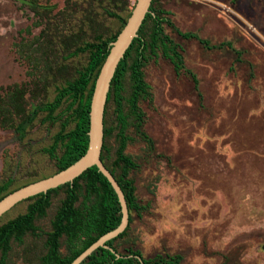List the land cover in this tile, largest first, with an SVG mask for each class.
<instances>
[{
	"label": "rangeland",
	"instance_id": "obj_1",
	"mask_svg": "<svg viewBox=\"0 0 264 264\" xmlns=\"http://www.w3.org/2000/svg\"><path fill=\"white\" fill-rule=\"evenodd\" d=\"M135 2L0 0V186L10 179L9 190H15L55 174V161L43 150L60 122L45 123L39 114L23 136L16 126L86 65L87 53L71 55L76 48L120 30L108 12L127 18ZM154 7L168 12L180 32L212 45L230 42L231 48L208 50L164 26L180 47L184 67L196 75L202 101L190 77L176 72L160 49L147 55L142 71L152 100L138 106L153 151L133 128L126 76L125 153L138 166L129 177L139 203L148 208L132 214L121 244H133L145 258L179 254L181 264H264V0H155ZM151 26L147 21L146 38ZM234 50L242 53L239 59ZM114 109L109 103V164L117 148ZM63 197V191L51 195L46 216L35 223L37 235L13 242L7 264H40ZM27 205L16 204L0 225ZM60 252H68L63 240Z\"/></svg>",
	"mask_w": 264,
	"mask_h": 264
},
{
	"label": "trees",
	"instance_id": "obj_2",
	"mask_svg": "<svg viewBox=\"0 0 264 264\" xmlns=\"http://www.w3.org/2000/svg\"><path fill=\"white\" fill-rule=\"evenodd\" d=\"M154 3L155 0H152L149 7L150 12L143 20L138 30V36L133 39L116 68L110 83L103 117V145L100 159L123 192L129 214L128 225L120 235L106 242L105 245L110 247L113 252L106 248H98L81 264H181L183 259L179 254L155 255L145 258L133 244H121V241L127 236L129 225L132 222V214L139 216L148 208V205L143 206L139 203L135 195L134 182L129 177L130 171L137 169L138 166L125 153L130 138L126 135L129 126L128 116L123 113L122 106V102L125 101L122 95L124 81L128 75L131 89L127 104L129 115L134 119L135 133L146 143L148 149L153 151L154 142L143 131L145 115L138 106L141 100H152L150 87L145 82L142 71L147 55L154 54L157 49H160L162 55L172 62L176 72L184 70L190 77L198 99L202 101L196 75L184 67L180 47L165 34L164 26L169 27L185 40H197L208 50L222 49L224 46L231 48V43L222 42L212 45L208 40L199 38L195 33L180 32L168 18L169 13L154 7ZM108 14L119 21L120 30L109 38L98 37L94 41L85 42L83 46L76 48L71 55L87 53L86 65L77 72L73 80L57 89L51 101L35 105L16 126V131L23 136L39 114H44L42 121L45 123L60 122V130L54 135L51 145L43 150L55 161V173L76 162L87 150L90 103L95 80L109 52L110 44L115 41L131 13L127 18H122L114 12H108ZM147 21L152 24L148 38L143 34ZM234 53L237 59L242 55L238 50H234ZM250 68H252L251 65ZM111 102L115 105L114 113L118 129L115 158L109 164V150L106 142L113 129L107 127L106 113L107 106ZM64 104H66L65 107H63ZM71 123L73 126L69 129ZM11 185L12 180L9 179L0 186V200L17 190H9ZM58 191H63L64 197L51 220V229L45 235V253L40 258V264H70L98 238L114 230L120 224L121 213L117 195L107 179L96 166H93L74 179L72 183L24 200L28 202L25 212L0 225V264H7L13 242L22 243L26 235H37L38 228L35 223L38 219L46 216L51 205V195ZM62 240L68 251L66 255H62L60 252Z\"/></svg>",
	"mask_w": 264,
	"mask_h": 264
},
{
	"label": "water",
	"instance_id": "obj_3",
	"mask_svg": "<svg viewBox=\"0 0 264 264\" xmlns=\"http://www.w3.org/2000/svg\"><path fill=\"white\" fill-rule=\"evenodd\" d=\"M151 1L152 0H136L124 27L117 35L115 41L110 44L109 52L95 80L91 97L88 147L86 152L76 162L64 170L59 171L50 177L25 185L9 193L0 200L1 217L16 204L38 194L46 193L47 191L58 188L64 184L72 183L74 179L79 177L83 172L96 166L98 171L110 183L117 195L120 205L121 221L117 228L98 238L70 264H81L98 248H106L112 251L110 247L105 245L106 242L120 235L128 225L129 214L123 192L115 178L100 159L103 145V117L111 80L125 52L131 45L133 39L138 36L137 34L140 26L142 25L146 14L150 12L149 7Z\"/></svg>",
	"mask_w": 264,
	"mask_h": 264
}]
</instances>
